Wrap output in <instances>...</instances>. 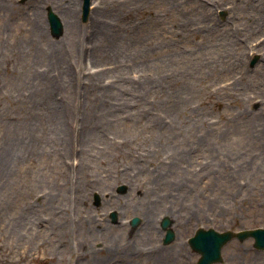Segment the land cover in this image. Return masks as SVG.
Returning <instances> with one entry per match:
<instances>
[{"label":"rangeland","instance_id":"obj_1","mask_svg":"<svg viewBox=\"0 0 264 264\" xmlns=\"http://www.w3.org/2000/svg\"><path fill=\"white\" fill-rule=\"evenodd\" d=\"M56 1L0 0V157L6 151L4 165H15L18 156L0 191V258L18 262L0 264H197L189 239L198 229H264V0H91L86 20L84 0ZM69 2L80 29L101 34L95 44L80 39V52L73 30L55 38L48 20L51 8L65 21L59 5ZM90 49L95 59L78 57ZM63 60L78 72L52 91L71 107L64 145L77 149L91 116L111 109L112 126L92 142L88 180L97 189L83 202L74 171L82 156L61 153L53 99L44 105L40 87H23L42 80L44 63ZM111 85L106 97L100 88ZM26 135L36 145L23 153ZM80 216L95 230L76 226ZM254 243L234 238L217 264H264Z\"/></svg>","mask_w":264,"mask_h":264},{"label":"bare ground","instance_id":"obj_2","mask_svg":"<svg viewBox=\"0 0 264 264\" xmlns=\"http://www.w3.org/2000/svg\"><path fill=\"white\" fill-rule=\"evenodd\" d=\"M22 1H27V0H22ZM48 2H52L53 4H57L58 3V1H56V0H48ZM71 3L72 2H69L68 5H66V7H63V5H59V7L62 8V11L65 14V16H67V19L65 20L67 23L64 21V19L62 18V16L60 14H58V17L61 19V22L63 24V29L65 28V32H66V29L69 28V27H70V30H73L71 36H73L75 39L72 40V42H74L72 47L74 48V51L75 50L78 51V48H79L78 44H79L80 39H86L88 43L92 44L94 42V44H95V38H97L96 36L97 35H101V34L98 32L97 35H95V33H93L91 35H88L87 33H84L83 30L80 29V26H79V24L77 25V22L75 21L74 16L71 15L72 14L71 8H70L71 5H69ZM91 4H94V2L90 3V5ZM95 11L99 12L100 10L98 9V10H95ZM98 12H96L94 14V16L92 18H90V19H91V22L94 24V26H98L99 27L98 23L100 24L101 21H100V19L98 17V15H99ZM93 13H94V11H93ZM96 22H97V24H96ZM76 29H77V34H76ZM103 34H104V36L106 35L105 32H103ZM72 42H71V44H72ZM80 46H81V44H80ZM101 49H105V48L102 47ZM79 52H80V48H79ZM78 55H79L78 57H80V55H86V56H90V58H94L95 59V57H94L95 53H93V49L85 51L84 54H80L79 53ZM85 59H86V57H85ZM167 61H168V63L171 64V66L173 65L172 64L173 60L169 59ZM136 63H138L140 65H145V64H143V63H141L139 61H136ZM48 65L49 64L44 63L42 66H40V67L44 68L42 71H40V68L37 69V71L41 72L40 74L39 73H37V74H38V76L39 75L41 76L42 80H40L39 82H35L34 81V82L30 83L29 85H26V83H24L23 87H27L29 90H34V89H37V88L40 87V89H41L40 93H42L44 95L41 98V101H42V103L44 105H45V103H44L45 99H51V100L53 99L54 102H50L51 105H52L51 108L54 109V110H57V111H55V113H54L55 115L54 116H56V117L58 116V118L60 119V123H58L59 125H56V127H55V131H57L55 136L58 138L59 142H61V144H62V148H61L62 152L61 153L64 156H66L68 154L70 156H74L76 154L77 155L80 154L82 156V163L79 166H77L76 169H74V171L76 172V175H75L76 183L75 184L76 185L78 184V186H79V190H80V193H81L80 194L81 195L80 196V200L83 202L88 197V195H90L89 193L93 192L94 189H97L96 186L95 187L93 186L94 183H91L88 180L89 173H91V164H93V162L95 160L94 159L95 158V154H94L95 148H94L92 142H93V140H95V138H96L95 136H97V135H99V134H101L103 132V130H102L104 128L103 125L112 126V122H110L108 120V116H107L108 114H110V110L111 109L110 110L108 108L101 109L99 111V113L101 114L100 118L97 117V116H94V115L91 116V118L89 117L90 120L87 123V129H90V131L87 132L86 134L84 133L83 138L78 140L80 145H79V147L77 149L74 148L73 141L71 142V147H69L68 144L64 145V143L67 142V138L69 140V137L72 136L71 135L72 131L70 130V126H69V124H70L69 123V117H70V114H71V111H69V109L71 107L70 106H65L63 109L60 108L59 107L60 101L54 99L53 93H55V91L57 89H59V87L61 85L60 81L63 79V76H66L69 80H73L75 75L78 76V72H76L75 68H73L71 66V64H69V62H66V61H64V62H60L59 61V63H56L55 66L54 65L53 66H51V65L48 66ZM54 68H57V69H54ZM52 69H53V71L54 70H58L59 75H60V80H57L55 77L50 76V74H52V72H53ZM192 69H195V68H192ZM200 69L201 68L198 67V70H200ZM193 73H194V75H197L196 71H193ZM52 75H54V74H52ZM184 77H188V79H189V78H191V75H187L186 74ZM143 78H144V80L142 82H145V85L147 84V82H150L151 78H149V72H147L143 76ZM54 80H55V82H53ZM112 86L113 85H111L110 86L111 87L110 90H107V91H106V88H100V89H103V94H106L105 95L106 97H109L112 94V92H113L112 90H114V89H112ZM187 90H189V93H190V89H187ZM52 91H53V93H52ZM46 93H48V94L46 95ZM51 93H52V97H51ZM182 102H183V100L181 101V99L177 100L176 102H174L173 107L169 108L167 110V112L172 114L173 112H175V109H177L178 107L182 106L181 105ZM60 106L63 107L62 104ZM45 107H46V109H49L47 106H45ZM102 117H103V119H102ZM102 120H105V121L103 122ZM118 120L119 119L117 118L116 122L120 123L121 119L119 121ZM35 127H36L35 122H31L30 126H29V130H31V129L34 130ZM25 130H28V126H26ZM73 133H74V131H73ZM19 142L22 145V148H23L22 152L24 153V151L26 152V150H27V148H28V146H29V144L31 142H32V144H35V139L34 138H28L27 135H26V136H24V138L22 140H19ZM19 142L17 141L16 143H14L13 144L14 145L13 148H15V146L20 145ZM12 143H13V139H12ZM72 145H73V147H72ZM15 150H16V148H15ZM5 152H3V154L0 157V162H1L0 163V175L2 176L3 173L4 174L8 173V178H6V176L4 174H3L2 177H0L1 178L0 181L3 182V185H2L3 187L0 189L1 192H3V191L6 192L8 190L9 185L11 184V180L13 179L12 176H13V173L15 172L13 168H15V166L17 164L15 161H16V158L18 157L17 155H16L17 157L16 156L14 157L15 160L13 162L15 163V165H12V164L11 165H8V164L4 165V157H7ZM154 156H155V153L153 151H151L150 157H154ZM66 158H67V156H66ZM9 173H11V176L9 175ZM123 176L126 177L124 174H123ZM129 181H131V180H129ZM155 183L157 184V181H154V184ZM2 189H3V191H2ZM165 197H166V195H164L162 197L161 196H156L155 198H157V199L155 201H159V200H162V199L165 200ZM154 204L155 203H153L151 205L154 208H156L154 206ZM148 208L150 209L149 204H148ZM170 211L171 210H169V213L168 212L167 213L170 214ZM144 221L145 222L143 223L144 224L143 227L144 226H148L151 223L150 217H149V219H148V217H145ZM75 224H76V226L81 225L82 228L86 227L85 225H87L89 227L88 230H95L97 223L93 224V222H92V223L89 224L85 220V217L80 216V217H78V221ZM30 230H32V227H30ZM102 230L104 232H108L107 227H103ZM84 231H86V230H84ZM260 257H262V255H260ZM2 262L14 263V262H18V260H12L10 258V256H9V254H8L6 256L2 255V257L0 258V263H2Z\"/></svg>","mask_w":264,"mask_h":264},{"label":"water","instance_id":"obj_3","mask_svg":"<svg viewBox=\"0 0 264 264\" xmlns=\"http://www.w3.org/2000/svg\"><path fill=\"white\" fill-rule=\"evenodd\" d=\"M91 0H84L83 6V18L87 19L89 14ZM48 20L51 26L53 37L59 38L62 36L64 29L61 19L55 14L52 9H49ZM121 190H124L122 188ZM116 213L112 214L114 220H116ZM140 220L134 218L132 220L133 227L139 224ZM171 222L169 219H164L161 223L163 229L167 230ZM175 238L174 231L172 229L167 230L164 243L169 244ZM234 238L244 241L248 238H253L255 248L264 250V229L243 230L240 232H218L214 229H198L195 235L189 239V246L200 255L197 264H217L223 261L222 251L227 243Z\"/></svg>","mask_w":264,"mask_h":264}]
</instances>
